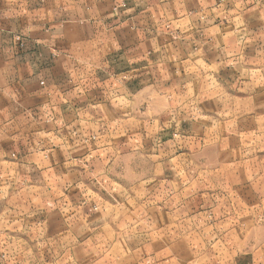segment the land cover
<instances>
[{
    "label": "crops",
    "instance_id": "crops-1",
    "mask_svg": "<svg viewBox=\"0 0 264 264\" xmlns=\"http://www.w3.org/2000/svg\"><path fill=\"white\" fill-rule=\"evenodd\" d=\"M260 220L264 0H0L11 264H244Z\"/></svg>",
    "mask_w": 264,
    "mask_h": 264
},
{
    "label": "rangeland",
    "instance_id": "rangeland-1",
    "mask_svg": "<svg viewBox=\"0 0 264 264\" xmlns=\"http://www.w3.org/2000/svg\"><path fill=\"white\" fill-rule=\"evenodd\" d=\"M16 228L21 229L28 228L29 226L25 224V222L19 223L16 221ZM236 223V222H235ZM150 226H153L150 224ZM223 226V224H222ZM222 226L218 225V228ZM240 226L245 230L246 235L242 236H232L229 234L228 237H214L213 244L220 245L221 243H226V241L234 240L230 245L238 244L242 249V253H239V260L243 261L244 264H264V220L250 222H240ZM3 227V226H2ZM1 227V228H2ZM235 228L232 224H226L223 228ZM6 229H12V227H5ZM19 231V237L15 238L17 240L23 241L24 244L30 243V239L32 242H35L34 239L29 235V230ZM13 238L7 236H0V264H11L10 262L13 259V254L10 252L9 246L12 244ZM36 241L39 245H36V248L41 247L43 244V236L37 237ZM23 244V245H24ZM233 257V254H229ZM27 258V254L25 255Z\"/></svg>",
    "mask_w": 264,
    "mask_h": 264
},
{
    "label": "built area",
    "instance_id": "built-area-1",
    "mask_svg": "<svg viewBox=\"0 0 264 264\" xmlns=\"http://www.w3.org/2000/svg\"><path fill=\"white\" fill-rule=\"evenodd\" d=\"M16 40L20 42V45H21V46L23 45V42H22V38H21V36L17 35V36H16Z\"/></svg>",
    "mask_w": 264,
    "mask_h": 264
}]
</instances>
